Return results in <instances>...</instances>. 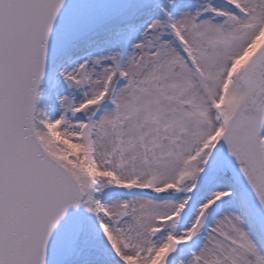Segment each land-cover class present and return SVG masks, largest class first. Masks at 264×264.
I'll list each match as a JSON object with an SVG mask.
<instances>
[{"label":"snow or ice","instance_id":"1","mask_svg":"<svg viewBox=\"0 0 264 264\" xmlns=\"http://www.w3.org/2000/svg\"><path fill=\"white\" fill-rule=\"evenodd\" d=\"M0 264H264V0H0Z\"/></svg>","mask_w":264,"mask_h":264}]
</instances>
